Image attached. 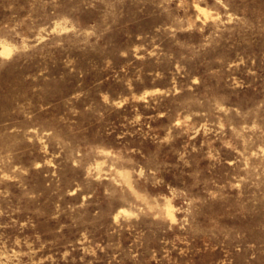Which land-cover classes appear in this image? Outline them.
<instances>
[{
    "label": "rangeland",
    "instance_id": "1",
    "mask_svg": "<svg viewBox=\"0 0 264 264\" xmlns=\"http://www.w3.org/2000/svg\"><path fill=\"white\" fill-rule=\"evenodd\" d=\"M0 264H264V0H0Z\"/></svg>",
    "mask_w": 264,
    "mask_h": 264
}]
</instances>
